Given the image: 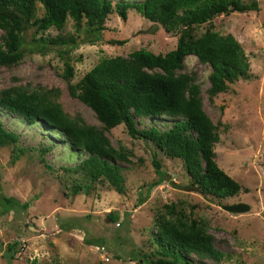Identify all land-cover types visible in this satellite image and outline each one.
I'll return each instance as SVG.
<instances>
[{
	"label": "rangeland",
	"instance_id": "374dc122",
	"mask_svg": "<svg viewBox=\"0 0 264 264\" xmlns=\"http://www.w3.org/2000/svg\"><path fill=\"white\" fill-rule=\"evenodd\" d=\"M256 1V9L220 13L194 27L195 34L206 28L232 33L248 57V77L210 96L209 63L189 54L182 70L198 84L202 109L215 124L207 140L213 159L240 185L227 196L203 191L192 182L183 159L161 144L130 136L123 123L103 126L94 111L69 92L68 81L76 82L102 56L127 55L140 47L164 53L175 47L177 31H166L133 7L125 19L112 10L102 30H90L85 17L76 27L67 15L61 27L51 26L42 34L30 20L20 34L21 57L0 66V90L13 85L58 89L65 112L80 116L108 138L124 187L120 192L98 178L88 193H75L84 174L63 166L76 165L85 154L71 149L56 128L0 107V119L20 135L17 143L0 146V264H163L159 259L174 264H264V0ZM43 13L42 3L35 0L36 16ZM41 34H62L75 41L59 49L41 41ZM119 38L126 41H109ZM66 63L72 69L67 76ZM176 119L134 115L140 130L153 125L166 129ZM16 145L23 148L17 157ZM238 201L249 208L236 212L221 207ZM109 211L116 218L110 219ZM178 217L202 223L213 251L159 241L161 220Z\"/></svg>",
	"mask_w": 264,
	"mask_h": 264
},
{
	"label": "trees",
	"instance_id": "16d2710c",
	"mask_svg": "<svg viewBox=\"0 0 264 264\" xmlns=\"http://www.w3.org/2000/svg\"><path fill=\"white\" fill-rule=\"evenodd\" d=\"M39 1L44 9L41 16L35 14V0H0V66L10 65L21 57L20 34L31 19L42 34L51 26L61 27L67 15L74 19L76 27L85 17L90 30H102L112 10L125 19L127 9L133 7L144 17L160 23L166 31H177L175 47L164 53L140 47L127 55L102 56L76 82L68 81L69 92L87 104L103 126L110 128L123 123L130 136L151 139L169 154L180 156L192 182L203 191L208 189L219 196L238 192L239 183L222 171L213 159L214 152L207 140L215 124L202 109L198 84L182 70L189 54L209 63L207 92L210 96L226 90L229 82L248 77V57L232 33L206 28L195 34L194 27L220 13L256 9V0H137L115 1L113 4L111 0ZM42 34L39 36L41 41L57 45L59 49L75 41L62 34ZM109 41L122 44L126 39ZM63 52L65 50L60 53ZM71 73L72 69L66 63L63 74ZM58 94V89L28 90L22 85H13L0 90V107L29 122L42 121L56 128L71 149L85 154L76 165L63 166L84 174L85 180L76 184L75 193L80 190L88 193L98 178L106 179L121 192L123 175L108 138L80 116L65 112L57 100ZM135 114H166L177 116V119L166 129L153 125L140 130L135 124ZM19 136L0 119V146L17 143ZM13 149L15 157L23 151L18 145ZM153 163L158 167V160L154 158ZM157 171L160 172L158 168ZM108 217L114 219L116 215L109 211ZM159 230L161 239L158 240L168 245L213 251L211 238L205 234L203 224L194 218L163 219ZM158 261L175 263L169 259ZM44 264L68 263L53 260Z\"/></svg>",
	"mask_w": 264,
	"mask_h": 264
},
{
	"label": "water",
	"instance_id": "95a60500",
	"mask_svg": "<svg viewBox=\"0 0 264 264\" xmlns=\"http://www.w3.org/2000/svg\"><path fill=\"white\" fill-rule=\"evenodd\" d=\"M221 207L228 211L241 212L247 210L249 208V204L243 201H238L232 203H223L221 204Z\"/></svg>",
	"mask_w": 264,
	"mask_h": 264
}]
</instances>
